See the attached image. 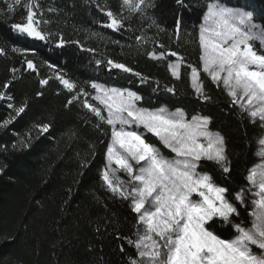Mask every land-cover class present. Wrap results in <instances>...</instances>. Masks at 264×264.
Instances as JSON below:
<instances>
[{"label": "trees", "instance_id": "obj_1", "mask_svg": "<svg viewBox=\"0 0 264 264\" xmlns=\"http://www.w3.org/2000/svg\"><path fill=\"white\" fill-rule=\"evenodd\" d=\"M25 2L10 13L8 6L14 0H0V46L6 49V54L0 55V90L11 81L6 94L12 97L11 101H0V123L15 115L7 107L9 102L17 107L27 102L24 113L6 128L0 127V167L4 169L0 172V264H129V257L137 255L133 245L123 239H136V214L129 202L113 197L101 186L100 170L105 164L108 140L95 128L97 119L82 107L83 96L67 104L72 93L56 79L57 74L88 92L93 103L95 91L91 84L99 83L138 92L144 97L140 105L145 108L167 105L170 110L183 108L189 118L196 113L211 116V130L226 138L232 160L231 178L224 180L211 162L205 170L231 191L246 185L244 177L255 163L257 141L264 133L260 122L253 124L246 116L241 119L224 90L203 73L201 78L211 102L194 95L185 74L190 69L182 67L179 80L171 76L167 63L174 57L157 61L148 55L153 50L164 51L160 48L163 44L199 66L196 40L206 0H183V5L177 0H153L148 16L156 20L155 24L149 19L141 21L137 14L119 32L104 25L105 11L110 8L119 12L120 0H39L43 19L51 21L42 25L44 31L53 34L48 41L11 30V24L26 16ZM223 2L253 11L255 22L264 26V0ZM123 15L127 16V11ZM178 19L181 23L177 35ZM57 33L67 41L62 47ZM141 35L144 41L136 39ZM255 46L259 50L260 45ZM13 47L27 49L29 54L25 57L13 52ZM25 59L34 61L36 71L27 69ZM108 59L133 67L148 77V82L142 84L139 77L110 71ZM97 60L104 63L97 65ZM13 68L17 69L15 74ZM42 79H48V84L41 85ZM173 86L174 95L165 90ZM43 123L51 124L48 133H38L34 127ZM29 134L30 147L21 149L19 142ZM145 138L163 147L151 134ZM90 144L96 145L94 157L89 156ZM84 158L91 159V163L81 168ZM240 211L237 222H247V210ZM216 232L222 238L234 235L231 227L217 228Z\"/></svg>", "mask_w": 264, "mask_h": 264}, {"label": "snow or ice", "instance_id": "obj_2", "mask_svg": "<svg viewBox=\"0 0 264 264\" xmlns=\"http://www.w3.org/2000/svg\"><path fill=\"white\" fill-rule=\"evenodd\" d=\"M22 2L14 0L8 6L9 12ZM177 3L183 5V0ZM24 7L26 16L11 24V30L38 41L53 38L52 33L43 30L42 25L51 21L43 19L39 0H27ZM153 7V0H120L119 12L110 8L105 11L104 27L119 32L125 22L137 14L141 21L149 19L155 24L156 20L148 16ZM205 8L196 40L199 66L189 63L184 55L167 50L163 44L160 48L164 51L153 50L148 55L157 61L174 57L167 63L171 76L179 80L182 67L190 69L185 74L194 95L203 102H211L212 97L201 78L203 73L212 84L224 90L241 119L246 116L253 124L259 121L264 130V26L255 22L253 11L229 6L223 0H206ZM124 11L127 16L123 15ZM180 23L178 19L177 35ZM57 35L59 45L64 46L67 41ZM136 39L144 41V36ZM256 44L260 45L259 50ZM12 51L25 57L29 54V50L16 47ZM4 54L6 49L0 46V55ZM24 62L27 69L36 71L33 60ZM96 63L104 62L97 60ZM106 64L110 71L119 70L139 77L142 84L148 82V77L125 63L108 59ZM11 71L15 74L17 69ZM56 79L72 93L68 105L84 97L82 107L97 119L95 128L108 140L105 164L100 170L101 186L113 197L129 202L137 216L136 239L123 237L137 252L136 257H129V264H264V133L257 141L260 160L247 170L246 185L231 191L205 170L206 164L211 162L224 180L231 178L232 160L226 138L221 132L211 130V116L196 113L189 118L183 108L171 111L167 105L145 108L140 105L144 97L138 92L99 83L91 84L95 91L93 103L89 101L90 94L75 82L60 74ZM48 82V79L40 81L41 85ZM10 84L8 81L3 85L4 90H0V101L12 100L6 94ZM165 90L176 93L174 86ZM7 107L13 109L15 115L0 123L4 128L25 112L27 102L18 107L9 102ZM34 127L38 133H48L51 124ZM147 134L174 155L165 156L145 138ZM30 142L29 134L19 142V147H30ZM16 147L14 144L13 148ZM95 149L96 145L90 144V157H94ZM90 163L91 159L84 158L80 167L86 168ZM3 170L0 167V172ZM121 173L127 179H122ZM241 208L247 210L249 226H245L243 220L237 222ZM222 227H231L234 235L222 238L216 232Z\"/></svg>", "mask_w": 264, "mask_h": 264}, {"label": "rangeland", "instance_id": "obj_3", "mask_svg": "<svg viewBox=\"0 0 264 264\" xmlns=\"http://www.w3.org/2000/svg\"><path fill=\"white\" fill-rule=\"evenodd\" d=\"M174 111H175V110H174ZM162 146H163V145H162ZM157 147L160 148L161 152H162L165 156L172 157V156L174 155L173 153L170 152V150L164 148V146H163V147L157 146ZM258 148H259V146L257 145V152H258ZM257 152H256V155H255V158H256V159H255V163H254V164L258 163L259 160H260V157L257 156ZM102 168H103V167H102ZM120 175H121V178H122V179H127V178L124 176L123 173H121ZM249 220H250V218L248 217V221L245 222V226H249Z\"/></svg>", "mask_w": 264, "mask_h": 264}, {"label": "bare ground", "instance_id": "obj_4", "mask_svg": "<svg viewBox=\"0 0 264 264\" xmlns=\"http://www.w3.org/2000/svg\"><path fill=\"white\" fill-rule=\"evenodd\" d=\"M170 110V109H169ZM171 111H174V110H171ZM158 146V145H157Z\"/></svg>", "mask_w": 264, "mask_h": 264}]
</instances>
